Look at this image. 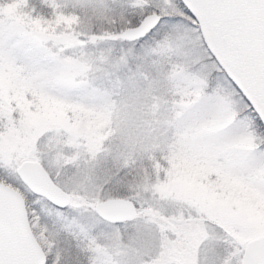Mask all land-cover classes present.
<instances>
[{
  "label": "snow or ice",
  "instance_id": "snow-or-ice-1",
  "mask_svg": "<svg viewBox=\"0 0 264 264\" xmlns=\"http://www.w3.org/2000/svg\"><path fill=\"white\" fill-rule=\"evenodd\" d=\"M0 264H264V0H0Z\"/></svg>",
  "mask_w": 264,
  "mask_h": 264
}]
</instances>
